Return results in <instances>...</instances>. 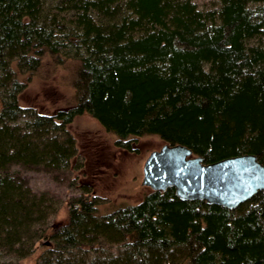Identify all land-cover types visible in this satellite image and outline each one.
<instances>
[{"label":"trees","instance_id":"1","mask_svg":"<svg viewBox=\"0 0 264 264\" xmlns=\"http://www.w3.org/2000/svg\"><path fill=\"white\" fill-rule=\"evenodd\" d=\"M44 56L77 60L74 104L52 114L17 99ZM83 112L128 149L156 134L264 165V0H0V264H264L261 189L228 208L167 186L100 212L78 184L54 226L61 202L11 167L67 169Z\"/></svg>","mask_w":264,"mask_h":264},{"label":"rangeland","instance_id":"2","mask_svg":"<svg viewBox=\"0 0 264 264\" xmlns=\"http://www.w3.org/2000/svg\"><path fill=\"white\" fill-rule=\"evenodd\" d=\"M199 5H208L211 0H195ZM77 60L66 58L55 65L47 56L43 57L38 71L23 83L17 99L20 105L31 107L38 113L52 114L74 104L72 81ZM10 80V86H11ZM75 151L64 170L44 168L19 169L33 191H46L61 202L51 217L54 226L67 221L65 201L79 195L78 184L85 185L99 202L100 212L118 206L132 204L151 189L141 184V167L147 154L159 148L163 141L156 134L132 136L128 149L117 145V139L86 112L75 115L67 123ZM73 181L75 185H69ZM37 254V253H36ZM33 256L26 257L20 264H30Z\"/></svg>","mask_w":264,"mask_h":264},{"label":"water","instance_id":"3","mask_svg":"<svg viewBox=\"0 0 264 264\" xmlns=\"http://www.w3.org/2000/svg\"><path fill=\"white\" fill-rule=\"evenodd\" d=\"M141 184L151 190L173 186L183 199H204L233 208L264 190V165L243 153L205 163L179 143L163 142L143 160Z\"/></svg>","mask_w":264,"mask_h":264}]
</instances>
